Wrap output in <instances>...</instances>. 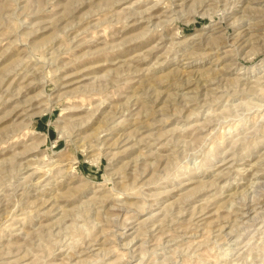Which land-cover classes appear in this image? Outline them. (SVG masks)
<instances>
[{
  "label": "rangeland",
  "instance_id": "obj_1",
  "mask_svg": "<svg viewBox=\"0 0 264 264\" xmlns=\"http://www.w3.org/2000/svg\"><path fill=\"white\" fill-rule=\"evenodd\" d=\"M0 264H264V0H0Z\"/></svg>",
  "mask_w": 264,
  "mask_h": 264
}]
</instances>
